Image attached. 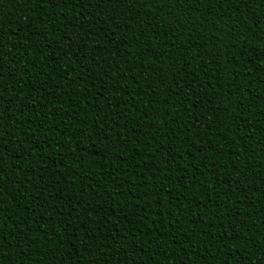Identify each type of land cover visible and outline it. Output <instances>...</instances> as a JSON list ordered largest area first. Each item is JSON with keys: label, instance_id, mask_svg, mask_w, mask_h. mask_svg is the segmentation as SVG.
Listing matches in <instances>:
<instances>
[{"label": "trees", "instance_id": "trees-1", "mask_svg": "<svg viewBox=\"0 0 264 264\" xmlns=\"http://www.w3.org/2000/svg\"><path fill=\"white\" fill-rule=\"evenodd\" d=\"M0 264H264V0H0Z\"/></svg>", "mask_w": 264, "mask_h": 264}]
</instances>
